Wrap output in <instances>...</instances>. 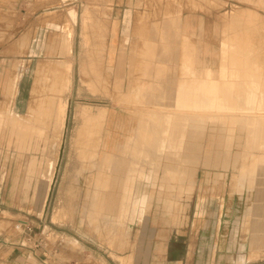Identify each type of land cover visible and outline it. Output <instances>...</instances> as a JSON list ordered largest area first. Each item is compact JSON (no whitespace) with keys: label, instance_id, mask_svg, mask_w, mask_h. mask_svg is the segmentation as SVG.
<instances>
[{"label":"rangeland","instance_id":"374dc122","mask_svg":"<svg viewBox=\"0 0 264 264\" xmlns=\"http://www.w3.org/2000/svg\"><path fill=\"white\" fill-rule=\"evenodd\" d=\"M124 2L0 0V246L26 251L27 264H208L210 252L217 246V238L210 236L220 228L227 252L225 258L219 256L221 262L228 264L237 258L242 264H264V243L253 246L250 231L255 195L257 190L264 191V185L256 186L258 179L264 180V128L257 131L255 125L252 132L247 130L252 119L264 123V111L257 114V101L249 120L232 111L193 110L195 117L202 115L205 123L209 118V123L215 124L194 126L198 128L194 133L207 136V132L218 130V136L225 137L217 142L222 153L213 164L210 158L200 159L207 170L197 166L194 172L191 166L190 172L185 171L182 162L187 160L183 158L179 171L171 173L178 158L169 155L179 150L196 152L200 141L177 142V151L169 143L160 151L155 140L146 142L148 149L142 150L138 141V136H143L142 125L162 129L172 110L148 102L154 75L146 67L153 59L149 45L138 46L134 35L127 45L125 65V72H131L132 77L127 75L123 82L115 79L126 13L107 10ZM127 4L132 10L130 26L140 23L145 31L150 28L147 24L155 23L159 28L166 17L174 23L177 45L173 47L177 49L167 66L170 105L186 67L202 73L208 68L218 74L225 65L228 72L238 75L235 80L262 82L260 95L264 98V0H128ZM84 6L96 11L92 25L106 26L108 49L113 46L114 71L108 92L103 74L98 75L108 59L103 58L104 46L99 45L102 35L99 37L94 28L82 30L81 17L73 25V15L67 14L69 9L81 14ZM83 36L90 44L83 43ZM90 55L97 59L95 72L88 71L81 61ZM47 65L50 69L41 71ZM16 73L19 81L22 77L20 91L11 101L8 88ZM135 75L137 89L115 88ZM90 79L96 83L92 87ZM32 98L45 103H41L44 112L40 117L29 109ZM9 105L25 121L42 122L36 125L40 130L13 126ZM228 105L235 104L229 101ZM108 107L118 115L113 120L119 123L117 130L122 136L115 145L107 146L106 126L102 125ZM167 127L170 133L174 130V137L179 136L177 127ZM207 141L203 140L204 147ZM126 177L134 178L133 183H126ZM126 185L130 187L127 191L146 196L143 216L133 203L116 216L117 207L107 205L109 210L102 214L89 213L90 198L96 191H100L99 197L106 194L113 199L124 195ZM188 191L190 200L184 195ZM200 197L204 199L199 206L203 214L198 216ZM142 200L139 197V202ZM180 219L186 224L181 228L177 224ZM155 224L162 236L155 240L156 253L145 262L143 251L149 239L139 235ZM91 233L106 236L90 237Z\"/></svg>","mask_w":264,"mask_h":264},{"label":"crops","instance_id":"0c3cea01","mask_svg":"<svg viewBox=\"0 0 264 264\" xmlns=\"http://www.w3.org/2000/svg\"><path fill=\"white\" fill-rule=\"evenodd\" d=\"M66 1L69 0H61V2L65 3ZM72 1H76V0H72ZM11 2V1H10ZM128 0H125L124 4H122L121 6L119 5H111L110 10H107V12L114 14V13H126L125 15V22H126V27L125 30L123 32L124 34V39H123V51H121L120 53V57H119V61L118 64L115 68V79L119 82H123V79H125L127 77V75H129V77L131 75L127 72H125V65H126V49L127 45H129L130 43V39H131V35L136 36V39L138 40L137 45H149V55L151 56V58L153 59L151 61V64L148 65L146 68L149 69V72L151 73V75H154V80L152 82V90L150 92V94H148V102L154 104L158 107L163 108L164 110H172L170 113L171 117L169 118L168 121L165 122V118H164V122H162V124H164V127H167V125H170L171 127H177L179 130V136L178 137H174L173 135V131L171 129V133L170 136L172 137V141L175 142H179V143H184V142H191L194 140V138H196L198 141H200V144L198 145V151H192V150H179L177 151L175 154H171L169 155V157L173 158H178L181 159L180 161H177L175 163H178L177 165L175 164L174 167H176L175 170H169L171 173H174L173 171L177 172V170L179 171L180 167L179 164L182 162L183 158L184 160L186 159L187 162L186 164L183 163V169L185 171H191V166L194 168L193 171L196 172V167L197 166H201L204 167L202 165V160L200 159H209V162H212L211 164L214 163V159L218 156L221 155L222 150L220 148V145H217V142L222 141L223 138L221 135L218 136V130L217 132H214L215 130H212V133L207 132V136L204 135V133H194V130H198V128L194 129V126H200V127H207L210 125H215V124H210L209 122V118H205L207 119L208 123H203V116H196L194 117L195 113H193V110H198V103L195 101V97L193 94V88L195 85V81L194 79H197V81H201L203 79H207V78H218L219 74H215L214 71H212V69H206V71L204 73H202L200 70H198L197 68H190V67H186L185 69H189L186 70L185 73V77L182 79V81L179 83L178 87L176 88L175 92H174V104L170 105L169 102L172 98V91H171V75L169 70H167V66L171 61V58L173 56V54L176 53V49L173 46H176V40H175V36H174V23L166 17L162 23V25L158 28V26L155 25V23H151V24H147V26H149L150 28L148 30L145 29V31L142 29V27L140 26V23L137 24L136 26H130V22L132 19V10H130V6L127 4ZM2 8V5H0ZM94 12H96L95 10L93 11L91 9V7L89 6H84L82 13L79 14L78 12H76L74 9H69L67 14L71 13L73 15V20L72 23L73 25H76L78 23L79 17H81V21H82V30L85 29H92L94 28V32L95 30H97V34L99 37H101L102 35V40L99 43V45L104 46V53H103V58L108 57V59L106 58V62H105V67H101V70H98V75L100 76V73L103 74V80H105V91L108 92L110 87V84L112 83V72L114 71V68L112 67V52H113V46L111 45L108 49V45L107 42L105 40V34L107 31V27L101 25V23L99 24L97 22V27H93L92 25V20H93V16H94ZM99 25H101L99 27ZM147 26L145 28H147ZM52 29L55 30L54 26H50ZM67 28V27H66ZM98 28V29H97ZM106 28V29H105ZM135 29V30H134ZM134 31V32H133ZM133 32V34H132ZM144 32V35L141 36ZM83 34V33H82ZM86 34V33H84ZM83 34V35H84ZM87 35V34H86ZM90 37V36H89ZM88 37V38H89ZM85 36H83L84 39V44H90V42L88 43L86 41ZM90 40V38H89ZM92 45H96L95 41L92 42ZM61 44L59 45V50H60ZM109 51V55L107 54V52ZM31 53H33V51L31 50ZM108 55V56H106ZM186 58V55H185ZM192 57L189 58V60ZM26 60H22L21 62H25ZM83 62L85 61H90L94 64L95 68H97V66L95 65V62H97L96 57H94L93 55H90L88 57V59H84L81 60ZM131 62V61H130ZM133 64L131 63L129 64V66L131 68H133ZM25 67V71H26V65ZM191 70V71H190ZM192 72H194L192 74ZM209 73V74H208ZM24 74V72H23ZM194 75V76H193ZM136 77V75H135ZM22 78V77H21ZM20 78V81H21ZM136 80V85L134 84ZM20 81L18 80V73L15 74L9 88L8 91H10L11 94V101H14V98L16 96L19 95V91H20ZM138 78H134L132 80H128V82L126 83V85H121V86H117L115 88H119V89H123L124 87L127 86V88L129 90L132 89H137L138 88ZM94 83L92 79L89 80V85L92 87L94 86ZM82 85V84H81ZM98 90V89H97ZM91 92H93L92 90H90ZM204 91V90H203ZM203 94V93H202ZM165 102V104L168 105H162L161 102ZM30 102V101H29ZM28 102V104H29ZM160 104V105H157ZM8 109L10 110L9 113H19L18 111H16L15 109H13L11 107V105L8 106ZM118 110V109H117ZM168 114H166V116H168ZM118 115L116 114L115 109H111V108H107L106 111V121L104 122V124L102 126H106V137L104 138V141L108 144H110L111 142L117 143L116 141L120 140V137L122 135L118 134V130L117 128L119 127L116 123V121H114L113 119L115 117H117ZM209 116H211L209 114ZM212 118H214V116H211ZM196 118V119H194ZM198 118L202 119V120H197ZM109 119L112 120V123L109 121ZM178 119V120H176ZM167 120V119H166ZM113 121L115 123H113ZM149 124V123H148ZM147 127V128H146ZM146 128V129H145ZM119 129V128H118ZM144 133L150 132L152 131V135L154 136L155 140H157L156 135L158 134V136H160V130L161 128H153L150 129L147 126V123H144ZM158 129V130H157ZM170 129V127H169ZM194 129V130H193ZM103 131V130H102ZM127 132V131H126ZM170 132V131H169ZM192 133V134H191ZM123 134V132H122ZM196 135V136H195ZM208 138V143L207 146L204 147L203 145V140ZM123 140V139H122ZM115 145V144H114ZM113 145V146H114ZM202 155V156H201ZM157 156V155H156ZM194 158H196L197 160H194ZM182 167V166H181ZM205 168V167H204ZM206 169V168H205ZM207 170V169H206ZM263 181V182H261ZM264 185V180L258 179L257 180V184L256 186H261L263 187ZM256 189V188H255ZM254 190V189H252ZM190 200V199H189ZM204 199H202V197L199 198V201L197 202L196 208H197V215L200 216L203 214V210L202 208H199L200 203L203 201ZM255 204L252 210V214H251V218L252 222L250 224V231L252 232V245L257 247L258 245H261V243H264V191L263 190H257V193L255 195L254 198ZM190 203V201H189ZM205 204L206 201H205ZM204 205V203H203ZM206 207V205H205ZM153 219H155V221H158V217H154ZM160 226H154L153 229H142V235H139V237L142 238H148L149 239V246L146 247V249L143 251V253L145 254V262H149L151 260V256L153 253H156L155 251V240L156 238H160L162 236L161 231L158 230ZM204 231H202V235H204L203 233ZM208 232V231H207ZM200 232H198L197 237L200 236ZM90 237H105L106 235L104 234H98V233H94V234H89ZM203 237V236H202ZM212 238H217V246L215 251L212 250L210 252V254L212 255V259L208 261V264H227L226 262H221L219 260V256H223L224 258L226 257L227 252L225 251V247L224 244H222V238L224 237L223 235H221V231L220 228L218 229V232L216 235H212L210 236ZM142 252V251H139ZM218 258V260L216 261L215 259ZM27 252L23 251V250H19L18 248H14V247H9V246H0V264H27ZM228 264H242V262H238L237 258Z\"/></svg>","mask_w":264,"mask_h":264},{"label":"bare ground","instance_id":"6f19581e","mask_svg":"<svg viewBox=\"0 0 264 264\" xmlns=\"http://www.w3.org/2000/svg\"><path fill=\"white\" fill-rule=\"evenodd\" d=\"M227 47L229 46H225V48H223V52L226 54V50ZM84 65L86 66V69L90 72H95L96 68L94 66V64L90 61H85ZM50 66V65H49ZM47 65V67L41 68V71H45L50 69ZM44 67V66H42ZM55 68V67H54ZM51 69L53 70V68L51 67ZM189 70V69H186ZM40 69L38 71V73L41 72ZM191 71V70H190ZM228 68L223 65L220 70L218 71L219 77H221L220 80L218 78H207V79H203L201 81H197V79H194L195 81V85H194V90H193V94L195 97V101L198 103V110L197 111H202L203 109H208L210 111H217V112H231L232 114H240L243 116H248V120L251 118L250 115H254V109H255V101H257L256 103H258L257 106V114L260 115L262 114L261 112L264 111V98L261 97L260 95V90L262 87V82H257L255 83L254 81H247L242 82L240 80H235L234 76H236L237 74L234 72H228ZM194 72H192L193 74ZM42 74V73H41ZM209 74V73H208ZM194 76V75H193ZM238 76V75H237ZM248 85V89L244 88V85ZM256 85V86H255ZM256 87V88H255ZM256 89V90H255ZM204 90V91H203ZM203 93V94H202ZM35 97V96H33ZM36 98V97H35ZM35 98H32V101L30 102V111L32 113H37V116H41L42 113L44 112L43 109L41 110V103L44 105V102H40L41 99L39 98V96H37V98L40 99V101L38 100V102L35 101ZM229 101H231L233 104V106L228 105ZM243 104V105H242ZM196 112V111H195ZM32 114V118H35ZM199 115V114H197ZM171 117L170 114H168V116H166L165 118V122L169 120V118ZM195 117V115H194ZM259 117V116H258ZM23 118V119H22ZM252 118H254V116H252ZM9 119H10V123L15 127H17L18 129L23 128V129H29V130H36L39 131L40 129L38 127H36L37 124L42 123L39 122V120H36L35 122H27L24 120V117L21 116L20 114L17 113H9ZM167 119V120H166ZM196 119V118H194ZM197 120H202V119H197ZM25 121V122H24ZM205 123V122H203ZM214 123V122H212ZM264 123H262L260 120H256L254 121V119H252V122L249 121V126L247 127V130L250 131L251 126L258 128L257 131H261L263 130L264 126H262ZM147 128V127H146ZM145 128V129H146ZM249 128V129H248ZM39 129V130H38ZM142 129H143V136L139 135L138 136V141L141 143L142 145V150H147V146L145 145L146 142H154L155 138L152 135V131L144 133V128L142 125ZM254 129H251L250 132H252ZM170 129H168V127H164L160 130V136H157V141L159 142V150L162 151L164 150L168 144L170 143L172 147V149L177 150V146L179 143L172 141V137L170 136ZM250 132L249 135H250ZM144 144V145H143ZM152 144V143H151ZM149 144V145H151ZM181 146V145H180ZM179 146V147H180ZM241 146V145H240ZM237 147H239V144H237ZM124 181L127 182H132L134 181V178H130V177H126L124 179ZM96 188H99L98 185H96ZM130 188L129 186L126 185L125 191L123 192L124 195L117 197L114 196V198L112 199L113 196H108L106 194H103L104 196L99 197L100 191H96L94 193V195L92 196L91 199V207L89 208V213L91 214V210H92V214H99V213H103L105 211H108V209H106V205L107 206H114L117 207V209L113 212V214L115 215L116 213H123L125 211V208H123L124 206L128 207V205L132 204L136 207V211L138 212L139 216H143L144 211L146 209V203L145 202V195H140L138 196V194H134L131 191H127V189ZM190 191L184 192V195H187L188 198L190 199L192 193H189ZM139 197H143L142 202H139ZM141 207H140V206ZM188 207H190L188 205ZM97 208V209H96ZM185 209V207H184ZM96 212V213H95ZM185 212V211H184ZM113 216V215H110ZM116 216V215H115ZM114 217V216H113ZM185 217V216H184ZM183 217V218H184ZM182 219V217H181ZM181 219L178 221V225H180L181 228V224H183L181 221ZM140 220V219H139ZM186 221V218L184 219V223ZM187 223V222H186ZM186 224H183V227ZM47 231V230H46ZM48 232V231H47ZM47 232H45L47 234Z\"/></svg>","mask_w":264,"mask_h":264}]
</instances>
